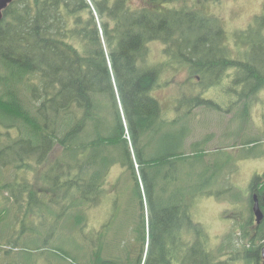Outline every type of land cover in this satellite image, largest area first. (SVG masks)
<instances>
[{"label":"trees","instance_id":"trees-1","mask_svg":"<svg viewBox=\"0 0 264 264\" xmlns=\"http://www.w3.org/2000/svg\"><path fill=\"white\" fill-rule=\"evenodd\" d=\"M134 2L140 6L134 7ZM222 3L15 0L8 6L0 25V264H41L37 260L42 250L58 249L48 243L59 238L66 219L71 220L67 228L72 250L82 256L80 264L262 261L264 219L260 225L252 224V208L253 190L264 197V173L256 169L244 200L232 186V172L222 177L232 159L217 158L213 165L212 160L204 161L211 156L210 145L229 141L227 132L219 133V139L217 131L224 128L212 122L213 127L205 124L203 135L196 136L200 119L223 113L221 118L240 122L228 146H238L237 138L247 135L250 139L241 146L253 148L249 168L264 160V131H245L259 114L254 105L264 91V16H257L244 30L228 31L208 7ZM182 74H187L184 81ZM167 89L170 96L160 97ZM197 138L204 144L199 151L202 144ZM122 145L123 154L114 163L108 155L119 154ZM222 149L218 145L212 150ZM86 156L91 162L83 164L79 158ZM98 159L101 166L89 173ZM216 163L224 164L217 181L218 175L208 177L211 166L205 165L214 168ZM182 164L204 167L201 174H188L186 193L176 177ZM126 175L137 190L139 213L127 220L132 222L125 229L130 236L126 245L121 240L113 246L112 239L104 242L108 223L97 230L90 216L113 204L114 233L109 236L119 235L118 203ZM60 182L69 185L52 188ZM70 190L60 199L58 192ZM156 191L153 208L146 212L143 195L150 201ZM220 191L228 197L221 201L231 206L223 218L237 224L214 244L189 211L200 196ZM234 193L239 196L233 198ZM66 197L77 198L87 209H76ZM160 201L164 208L157 212ZM50 229H57L56 237L43 242ZM74 239L83 248L75 249ZM228 244L241 247L224 261L223 247Z\"/></svg>","mask_w":264,"mask_h":264},{"label":"rangeland","instance_id":"rangeland-1","mask_svg":"<svg viewBox=\"0 0 264 264\" xmlns=\"http://www.w3.org/2000/svg\"><path fill=\"white\" fill-rule=\"evenodd\" d=\"M134 7H139L140 4L138 2H134ZM209 11L211 14L217 15L218 17H220L223 21V23L226 25L227 30L228 31H233V30H244L246 28H248L250 25H252L254 23V20L257 16H264V0H223L222 4H212V6H209ZM264 33V32H263ZM158 50L160 51V49L158 48ZM249 55H252V53H250ZM187 75V74H186ZM183 75L181 76V80H186L187 76ZM179 79V78H178ZM178 93V91H177ZM168 95L170 96V90H163V92H160V97H163L164 99L168 98ZM181 96V93L179 94ZM212 97V96H211ZM258 102L255 106V112L259 113L258 115L256 114L257 117L255 118H251L252 119V128L248 127L245 129V131H250V132H254L256 131V128H259L260 131H264V91L259 95L258 97ZM172 113V112H171ZM263 114V115H262ZM223 115V113H220L219 116L214 114L212 116H206V118H202L200 119V121H198L196 123V125L199 126V132L197 133V137H199L201 135V133H204V126H206L205 124L210 123L209 126L213 127L212 122H219L221 127H223L224 129L221 130L218 133V137L219 139H221L220 135L222 134V132H227V135L229 136V141L224 140L222 143L216 142L212 145L209 146V150H211V156L210 158H205L204 161L207 163H210L212 160V165L216 162L217 158H225V159H232L233 162L232 164H230L226 170H225V176L222 177L225 179L230 175H232V186L238 188V190L240 192L243 193L244 195V200L246 199V192H247V188L249 187V184L251 182L252 176L255 175L254 172L256 171V169L258 170L257 173H264V160H260L258 162L255 161L253 168H249V162L251 161L250 158V152L253 151V148H249V146H241V141H247L249 140V136L247 135H241L237 138V140L235 141V143L238 144V146H232L233 144H230L228 146L229 143L233 142V135L235 133V130L239 127L240 122L236 121V120H231L229 117H224L221 118V116ZM262 115V116H261ZM259 116V118H258ZM168 117V115H167ZM221 118V119H220ZM247 118H245L246 121ZM249 124V122L247 121V125ZM261 126H258L260 125ZM202 133V135H203ZM220 133V135H219ZM192 140H189V142H191ZM197 144H202L199 145L197 147V151H199L201 148H204V144L200 141L199 138H197ZM223 147L224 149L216 152L212 149L217 148V146ZM118 149V148H116ZM110 150H112V148H110ZM124 151V146H120L119 147V154L115 153L113 155H108L111 156L114 160V163H116L117 161H119V159L121 158L122 154ZM195 151V152H197ZM73 158V156L71 155V159ZM83 164H88L89 162H91L90 157H84V158H79ZM109 163V162H107ZM102 164V159H98L97 162H93V166L89 169V173H94L95 168H99ZM68 165H70V163H68ZM116 165H118V167L120 168L119 170L121 171V168L119 166V164L117 163ZM206 166H211L208 171L210 170V172L208 173V177H212V175L217 176L215 178V181H217L218 177H219V171L224 167V164L222 163H216V165L214 166V168H212V165L210 164H205ZM73 168L76 169L77 164L72 165ZM202 168H204L202 165H199L196 168H191L189 165H184L182 164V166H180L176 172V177L178 179V186L180 187V189L186 193L187 192V185L185 183L188 174L192 173V175L196 174L197 172L201 174L200 171H202ZM64 171L65 173H68V167L67 165L64 167ZM213 171V172H212ZM125 172V171H123ZM41 175V173H40ZM117 175H114L113 177L115 178ZM159 182V181H158ZM233 184H235L236 186H234ZM64 185H69L63 182H60L59 185H53L52 188L55 187H60V186H64ZM159 185L161 186V182H159ZM122 186H123V193L119 199V209H121L120 212V217L118 218V223L117 225V232L119 235H116L114 237L109 236V235H113L114 233V224L112 222H114V220H112V216H111V212H112V207L113 204H109V205H105L102 209H100V205H98L96 208L99 211H96L97 209H94L92 211H88V215L94 211H96L93 215L90 216V224L94 227H97V230L100 229V227L102 226V224H105L106 222L108 223L109 228L106 229L105 232L108 233V236L104 239V242H108L110 239L111 242H113V246L115 244H118L121 240L124 242V245H126L127 239H130L129 236V230H125L129 224L132 221L127 222V220L130 218L135 217L136 215H138L139 213V207H140V199L137 195V190L135 188V186H133V183L131 182V178L130 176H124V178L122 179ZM229 187V185L226 186V188ZM208 188V187H207ZM204 187V190L207 189ZM218 188V187H217ZM216 188V190H217ZM223 188V187H221ZM209 190V189H208ZM214 190V189H213ZM73 190L70 191H62V192H58V194H60V199H64L63 195L64 194H69V192H71ZM224 192V191H223ZM222 191L218 192L219 194H217L215 192V195L212 196H200L198 201L195 203L192 211H189V213L191 214V218L193 221H195V223L198 224H203V226L209 231V233L212 235L211 240L214 244L218 243L221 238L223 237V235L229 233L232 230V226H235L237 223L235 222L234 219H230V218H223L224 215H226L227 213L225 212V210L227 208H230V204L226 201H221V197H227L226 195H223ZM157 193L158 191L155 192V194L153 196H151L150 201L147 200V197L144 196V210L146 212H149L153 207L151 206V201H154L157 199ZM214 193V191H213ZM211 192V194H213ZM226 194V193H225ZM220 197H217L219 196ZM239 195H237V193H234L232 195L233 198L238 197ZM228 198V197H227ZM66 201H69V198H65ZM180 203L183 204L182 199L178 200ZM69 205L71 204L73 207H75L76 209H79L78 206L80 207H84V209H87L86 206L83 205H78V201L77 198H73L70 199ZM156 206H158L157 208V212H162L163 208H164V204L162 201H160ZM128 210L127 214L128 217L125 218L124 220V216H123V211ZM182 211H185V209H183ZM205 211V212H204ZM186 212V211H185ZM115 213H117V211H115ZM67 216V214H66ZM247 216V212L244 214V217ZM117 218V217H116ZM88 220V217L86 218V221ZM70 219H66L65 223L63 225V223L61 224L62 230L61 232H58L57 236L59 235V238L53 241H50L49 244V248L54 247V248H58L56 250H42L43 252V256L40 257L37 261H41V264H80L81 263V258L82 256H80L78 254L77 251L72 250L73 247V239H72V234L70 232V229L67 228V226L70 224ZM105 221V222H104ZM124 221V223H123ZM112 223L111 225L109 223ZM148 222V221H147ZM245 222V221H244ZM123 224V225H122ZM123 226V227H122ZM131 228V227H130ZM129 228V229H130ZM125 230V231H124ZM211 230V231H210ZM57 232V229H50V233L49 235L46 236V238L44 239L43 242H45L46 239H54L56 236L54 235ZM237 234H240L237 233ZM35 234L32 233L30 234V236L26 237L23 241V243H25L26 241H28V239H30L32 236H34ZM77 241L80 243L78 234H75ZM239 237V235H238ZM233 241L235 243H245L241 240H238L236 238H233ZM75 242V239H74ZM76 245L74 246L75 249H79V247L81 248L82 246L80 244H78L77 242H75ZM220 245V244H219ZM218 245V246H219ZM239 246L241 247V245L239 244ZM240 247L235 248L233 245L231 246V244H228L226 246H224V252H226L227 257L225 258L224 261H229L230 260V256L233 253V251L238 250ZM83 248V247H82ZM104 250H105V245H103V249H102V254L104 255ZM91 251V249H90ZM92 252H94L92 250ZM24 255H29L28 253H24ZM120 255L119 253H110L108 258H116ZM46 261V263H45ZM239 264H245V263H239Z\"/></svg>","mask_w":264,"mask_h":264},{"label":"water","instance_id":"water-1","mask_svg":"<svg viewBox=\"0 0 264 264\" xmlns=\"http://www.w3.org/2000/svg\"><path fill=\"white\" fill-rule=\"evenodd\" d=\"M15 0H0V25L3 20L4 11L10 6ZM255 206H254V213L257 219V223L261 224L262 220L264 219V214L261 211L259 206L258 200L255 197ZM263 258H264V248H263ZM264 264V263H263Z\"/></svg>","mask_w":264,"mask_h":264},{"label":"flooded vegetation","instance_id":"flooded-vegetation-1","mask_svg":"<svg viewBox=\"0 0 264 264\" xmlns=\"http://www.w3.org/2000/svg\"><path fill=\"white\" fill-rule=\"evenodd\" d=\"M261 187V186H260ZM259 187V188H260ZM254 191V193H255V196L254 197H256L257 198V200H258V203H259V206H260V208L262 209V211H263V209H264V197H262V196H260L255 190H253ZM251 192H252V190H251ZM252 198H253V194H252ZM253 204H254V201H253ZM264 212V211H263ZM179 218H181L180 217V215H178V224H179V226L181 225V223L179 222ZM252 224H254V225H257L256 223H255V218H254V216H253V223ZM172 227V226H171ZM255 228H257V226L255 227ZM255 237H253L254 238V240H256V242H258V237H257V235H254ZM263 263V259H262V261L261 262H259V264H262Z\"/></svg>","mask_w":264,"mask_h":264},{"label":"bare ground","instance_id":"bare-ground-1","mask_svg":"<svg viewBox=\"0 0 264 264\" xmlns=\"http://www.w3.org/2000/svg\"><path fill=\"white\" fill-rule=\"evenodd\" d=\"M127 133V132H126ZM251 225V224H250Z\"/></svg>","mask_w":264,"mask_h":264}]
</instances>
